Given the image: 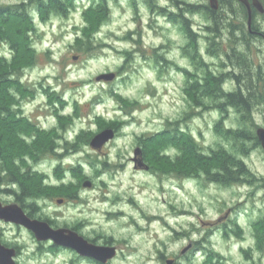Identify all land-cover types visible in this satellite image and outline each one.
<instances>
[{
    "label": "rangeland",
    "instance_id": "obj_1",
    "mask_svg": "<svg viewBox=\"0 0 264 264\" xmlns=\"http://www.w3.org/2000/svg\"><path fill=\"white\" fill-rule=\"evenodd\" d=\"M27 1L0 0V7ZM174 1L156 3L175 12ZM177 1L210 4L209 0ZM73 2L75 9L69 15H50L46 22L38 9H28L33 22V30L26 32L31 51L22 49L18 56L9 41L0 40V66L6 63L14 71L19 83L15 100L31 120V126H26L30 129L16 132L19 138L7 152L8 164L18 176L27 168L35 174L37 195H41L33 197L41 208L36 218L52 221L54 228L82 224L80 234L101 244L111 239L119 250L112 264H168L170 260L174 264H264V249L258 248L254 232V223L264 218V183L227 187L208 181L204 174L188 175L192 173H185L188 165L166 140L157 147L151 142L153 152L140 140L177 126L205 153L227 149L264 179L262 146L248 143L249 152L241 154L217 130L218 124L222 131L243 128L240 114L231 108L225 115L214 107L199 109L185 93L183 70L195 68L183 49L189 46L192 51L193 45L178 23L160 12L152 13L145 0L134 4L133 0H107L101 25L92 26L84 12L94 0ZM233 4L236 17L219 11L218 17H224L219 18L222 26L215 36L207 15L186 13L198 33L199 54L217 72L232 67L228 55L239 49L236 35L228 37L227 24L236 32L234 24L240 23L241 14L247 28L246 11ZM255 19L264 28L260 12ZM87 30L90 37H85ZM248 49L238 51L247 52L264 73V44ZM103 73L116 77L98 82ZM235 84L228 81L224 87L233 91ZM115 124L120 128L116 137L102 152L92 151V137ZM251 124L246 126L255 133L264 127V106L255 108ZM87 180L93 182L91 188L84 187ZM11 188L0 185V201L5 205L16 203L13 194L4 192ZM72 191L78 197L66 196ZM0 239L19 248L18 264H69L76 259L65 250L49 252V244L37 241L29 230L1 219ZM198 241L203 248L195 250ZM188 246L192 248L183 254ZM211 251L218 260L210 259Z\"/></svg>",
    "mask_w": 264,
    "mask_h": 264
},
{
    "label": "trees",
    "instance_id": "obj_2",
    "mask_svg": "<svg viewBox=\"0 0 264 264\" xmlns=\"http://www.w3.org/2000/svg\"><path fill=\"white\" fill-rule=\"evenodd\" d=\"M73 1L76 0H29L12 7H0V40L2 38L6 39L13 48L18 49V56L22 49L31 51V48L27 46L26 32L33 30V22L28 9L32 7L38 9L41 20L46 22L50 15H69L75 9V2ZM145 1L152 13L160 12L169 20L178 23L186 35L189 45H193L192 51H190L189 46L183 49L185 53L189 54L188 58L193 62L195 68V71L183 70L187 77V84L184 88L185 93L189 96L192 104L199 109L200 107L202 109L214 107L224 115L228 113L229 108L235 109L240 114L241 123L245 126L237 128V130L225 127L222 131L219 129L218 126L220 125L218 124L217 130L219 134L231 141L232 145L238 148V152L241 154L249 152L250 148L246 146L248 143H252L254 147L261 146L254 129L251 127L249 129L246 125L250 126L252 123L255 108L261 107V105L264 106V73L262 72V65L255 64L247 52L238 51L234 48V55H228L232 67L221 72L209 68V65L204 62L198 51V33H195L194 27H192L191 21L186 15V13H203L207 17L212 16L209 6L175 0L173 4L177 9L174 12L156 3L157 0ZM134 3H136V0H133ZM107 11V0H94L93 4L84 12V17H87L92 26L101 25L102 20L100 18H104ZM245 17L246 13L244 14V19ZM219 18L216 14L213 16L214 25L213 23L212 25L214 27H210V31L214 36L220 34ZM239 18L240 24H243V15L240 14ZM85 37H90L88 30L85 33ZM29 59L31 62L34 61L33 54L29 56ZM228 81L236 82L235 90L227 91L225 89L224 85ZM17 88H19V83L14 79V71L9 70L6 63H3L0 66V185L12 187L4 192L13 194L16 198L15 202L22 205L28 211L29 217L34 219L41 210L39 205L33 200V197L41 196L37 195L40 192L38 184L33 178L35 174L33 171L30 172V168H27L28 172L18 176L16 174L17 169L10 167L9 164L11 163L7 157V152L19 138V136L17 138L16 132L21 128L30 129L26 126H31L26 123L22 124L23 120L16 116L12 108L19 103L15 100L16 96L14 94ZM112 126L115 125H109V127ZM183 132L180 127L176 126L175 129H164L163 132L153 134L150 138H147L148 140L143 138H140V140L143 142V146L148 143L146 149H149L151 142L157 147L158 144H163L166 140L168 147H173L177 150V157L179 156L180 161L188 165L185 173L192 172L188 175L200 176L204 174L207 176L208 181L217 182L227 187L243 183L252 185L255 181L264 183V179H258L256 174L250 171L245 161L238 158L235 154L224 148L211 150L207 154L199 147L191 135L187 136L186 132ZM72 147L75 148L76 146ZM149 151L151 150L149 149ZM182 162L181 166L178 167L179 169L183 168ZM58 169L60 168L57 167ZM14 186L17 187V190L13 189ZM66 196L68 198L76 197L77 193L72 191ZM254 229L258 248L263 250L264 218L254 223ZM201 244L202 242L200 241L196 242L195 250H198L199 247L203 248ZM210 253L212 255L210 257L211 260L214 258L219 259L213 251Z\"/></svg>",
    "mask_w": 264,
    "mask_h": 264
},
{
    "label": "water",
    "instance_id": "obj_3",
    "mask_svg": "<svg viewBox=\"0 0 264 264\" xmlns=\"http://www.w3.org/2000/svg\"><path fill=\"white\" fill-rule=\"evenodd\" d=\"M248 6L249 13V25L251 27V22L253 18L252 9L249 0H239ZM210 4L213 9L217 10L219 7V2L217 0H210ZM256 8L261 12L264 11L263 6L259 0L254 2ZM116 77L115 73H103L96 78L98 82L107 81L112 82ZM257 137L260 144L264 150V127L259 128L256 131ZM116 136V131L114 129L107 128L103 132L94 136L91 140V148L95 150H101L107 143L113 140ZM92 182L87 180L84 183V187L91 188ZM62 203L63 200H58ZM0 219L5 222L15 223L16 225L23 226L27 230H30L35 234L36 239L40 242H47V240L53 241L57 246H63L68 249H73L80 253L83 257H89L97 260L102 264H108L109 260L117 256V250L115 247L111 246H101L94 245L90 243L87 239L80 236L76 231L68 228H52L51 225L46 221H41L39 219H32L28 217L22 206L17 204H9L4 206L0 202ZM192 246H188L183 251V254L188 252ZM16 251L14 248H7L0 241V264H17L15 261ZM175 260H170L168 264H174Z\"/></svg>",
    "mask_w": 264,
    "mask_h": 264
},
{
    "label": "flooded vegetation",
    "instance_id": "obj_4",
    "mask_svg": "<svg viewBox=\"0 0 264 264\" xmlns=\"http://www.w3.org/2000/svg\"><path fill=\"white\" fill-rule=\"evenodd\" d=\"M218 2H219V7H218V9L217 10H215V9H213L212 8V6H211V4H209L208 6H209V8H210V12L212 13V16H208L209 17V19L208 20H210V22H212L213 23V25H214V19H213V16L216 14L217 15V17L219 16V11L220 12H222L223 14H225V15H227V14H229V16H231L232 15V18L235 16L234 14H235V9H234V6H235V4H233L234 2H236L237 4V6H240V8L242 9V10H244V11H246V13H247V23H246V29H245V24H240V23H238V24H234V25H236L237 27H235V28H237L238 30H236V32H234V33H232L230 30H232V28L234 27V26H232V24L231 25H229L228 26V24H227V28L229 29V31H228V37L229 36H233V34L234 35H236V36H234L233 38H235V39H239V46H237V47H239V49H241V50H246V49H248V48H251V46H252V44L253 45H255V47L257 46V43L258 42H262L263 44H264V28L259 24V22L258 23H255V15H257L258 14V12H260V14H261V16H264V11L263 12H261L259 9L257 10L258 12H257V14H256V12L254 11V8H255V5H254V2L256 1V0H249L250 1V6H251V9H252V13H253V18H252V22H251V27H250V25H249V13H248V6L245 4V3H243V2H241V1H239V0H217ZM260 2H261V4H262V6H263V9H264V1H262V0H259ZM209 2H210V0H209ZM222 3H223V5H222ZM221 5H222V8H224V10L221 8ZM227 10V11H226ZM240 10V9H239ZM207 11H209V10H207ZM214 12H215V14H214ZM222 14V16L221 17H224V15ZM236 17V16H235ZM219 18V17H218ZM263 24H264V21L262 22ZM219 26H222L221 25V23H220V25ZM232 27V28H231ZM219 38H221V37H219ZM223 40L225 41V42H227V41H232V40H230V38L229 39H226V38H224L223 37ZM238 49V50H239ZM248 50H250V49H248ZM21 106H19V104H17V106H14V107H12L13 108V110L15 111L14 113H16V116L18 117V118H20V119H22L24 122H26V124H29V122L31 121V120H29L28 118H27V116L24 114V113H22V108H20ZM107 128H110V129H114L115 131H116V135L119 133V131H120V128H119V126L118 125H116L115 124V126H112V127H107ZM107 128H104V130L105 129H107ZM101 132H103V131H101ZM101 132H98V133H96L94 136H96L97 134H99V133H101ZM80 133V132H79ZM81 133H83V130L81 131ZM93 136V137H94ZM92 137V138H93ZM116 137V136H115ZM92 140V139H91ZM111 142V141H110ZM109 142V143H110ZM109 143H107V144H109ZM106 144V145H107ZM89 146L91 147V141H90V144H89ZM72 149V148H71ZM104 149V147L99 151V150H95V149H93L92 148V151H99V152H102V150ZM61 156H62V154H60ZM136 160V159H135ZM90 181V180H89ZM92 182V181H91ZM92 186H93V182H92ZM91 186V187H92ZM88 188V187H87ZM76 197H78V196H76ZM1 202V201H0ZM2 203V202H1ZM3 204V203H2ZM14 204V203H13ZM15 204H17V205H19L18 203H15ZM4 206H6L5 204H3ZM20 206H22V205H20ZM23 208V207H22ZM24 209V208H23ZM24 211H25V213L28 215V211L27 210H25L24 209ZM41 211V210H40ZM28 217H29V215H28ZM33 219V218H32ZM34 219H39V220H41V218H34ZM2 220V219H1ZM4 221V220H3ZM41 221H47L50 225H51V227L52 228H54L53 227V224H52V221H50V220H48V219H46V220H41ZM5 222V221H4ZM5 223H7V222H5ZM9 223H12V222H9ZM9 223H7V224H9ZM13 224H15V223H13ZM16 225V224H15ZM16 226H18V227H23V226H19V225H16ZM82 226V224H80L79 226H73L71 229L72 230H74V231H76L80 236H82V237H84L85 239H87L90 243H92V244H94V245H101V246H111V247H115L116 248V250H117V255H118V253H119V250H118V247L115 245V244H113L112 242H111V239H108V241L106 242V243H103V244H101V243H99L98 242V240L96 239H94V240H92V239H88V238H86L84 235H81L80 234V230H81V227ZM25 228V227H24ZM63 228V227H62ZM26 229V228H25ZM55 229H58V228H55ZM68 229H70V228H68ZM30 231V230H29ZM32 234H33V232L32 231H30ZM34 236H35V234H33ZM35 238H36V236H35ZM37 240V239H36ZM0 241H1V243H3L2 242V240L0 239ZM38 241V240H37ZM40 242V241H39ZM40 243H43V244H49V247H48V251L49 252H53V253H55L56 251H59V250H65V251H68V252H71V253H73V254H75L76 255V259L74 260H72V261H70L69 262V264H76L77 262H76V260L77 261H81V262H85V263H87V264H102V263H100V262H98L97 260L95 261L94 259H92V258H89V257H83L80 253H78L77 251H75V250H71V249H68V248H66V247H63V246H57L53 241H51V240H47V242H40ZM3 245L4 246H6L7 248H14L15 249V251H16V257H15V261H16V263L18 264V262H17V257L20 255V252H19V248H17V247H12V246H9V245H7V244H5V243H3ZM117 257V256H116ZM114 259V258H113ZM113 259H111V260H113ZM111 260H109V262H108V264H112L111 263ZM176 262V261H175Z\"/></svg>",
    "mask_w": 264,
    "mask_h": 264
}]
</instances>
